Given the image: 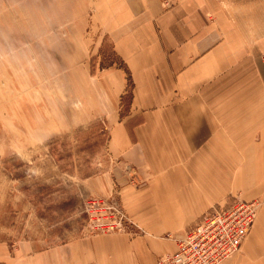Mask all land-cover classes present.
<instances>
[{
    "label": "crops",
    "instance_id": "0c3cea01",
    "mask_svg": "<svg viewBox=\"0 0 264 264\" xmlns=\"http://www.w3.org/2000/svg\"><path fill=\"white\" fill-rule=\"evenodd\" d=\"M94 5L131 81L122 119L121 92L112 96L109 146L144 174L142 186L125 190L134 232L37 248L1 243L0 264H156L211 206L236 192L246 201L264 197V0ZM258 213L260 223L264 204ZM262 244L249 236L220 264H264Z\"/></svg>",
    "mask_w": 264,
    "mask_h": 264
},
{
    "label": "rangeland",
    "instance_id": "374dc122",
    "mask_svg": "<svg viewBox=\"0 0 264 264\" xmlns=\"http://www.w3.org/2000/svg\"><path fill=\"white\" fill-rule=\"evenodd\" d=\"M94 1L0 0V244L10 250L98 232L119 212L134 232L125 190L144 174L109 146L112 96L121 92L122 119L131 81ZM259 221L246 238H264Z\"/></svg>",
    "mask_w": 264,
    "mask_h": 264
},
{
    "label": "built area",
    "instance_id": "2783aa9c",
    "mask_svg": "<svg viewBox=\"0 0 264 264\" xmlns=\"http://www.w3.org/2000/svg\"><path fill=\"white\" fill-rule=\"evenodd\" d=\"M258 199L233 197L229 202L211 206L201 218L175 239L176 251L160 256L156 264H220L239 251L250 232L257 211ZM106 226L96 224L95 233L125 232L124 215Z\"/></svg>",
    "mask_w": 264,
    "mask_h": 264
}]
</instances>
